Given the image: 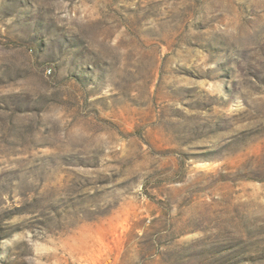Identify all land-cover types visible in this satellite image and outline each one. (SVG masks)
I'll return each instance as SVG.
<instances>
[{"label":"rangeland","instance_id":"obj_1","mask_svg":"<svg viewBox=\"0 0 264 264\" xmlns=\"http://www.w3.org/2000/svg\"><path fill=\"white\" fill-rule=\"evenodd\" d=\"M0 264H264V0H0Z\"/></svg>","mask_w":264,"mask_h":264}]
</instances>
